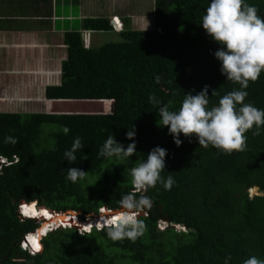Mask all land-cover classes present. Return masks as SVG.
I'll list each match as a JSON object with an SVG mask.
<instances>
[{
	"label": "trees",
	"instance_id": "obj_1",
	"mask_svg": "<svg viewBox=\"0 0 264 264\" xmlns=\"http://www.w3.org/2000/svg\"><path fill=\"white\" fill-rule=\"evenodd\" d=\"M210 2L155 0L154 29L122 30L123 42L98 48H86L79 33L67 35L69 57L63 64L62 85L48 88V98L102 101L111 114L0 113V154L12 162L0 171V264L18 258L27 264H243L251 256L264 260V126L259 136L252 134L255 128L246 133L245 151L228 155L211 145L200 147L195 137L183 134L177 147L168 128L158 124L161 106L171 102L170 110L178 111L185 94L195 95L205 85L209 108L240 89L222 75L214 55L220 45L201 25ZM245 2L264 18V0ZM87 26L95 31L113 29L103 19L89 20ZM245 91V103L264 110V72ZM150 95L161 103H151ZM64 126L70 129L67 135ZM131 129L134 140L126 138ZM111 134L125 148L135 143L136 154L126 159L100 156ZM5 137L18 143H5ZM76 137L83 148L69 164L64 152ZM156 147L167 152L162 177L171 174L175 184L170 191L157 183L147 192H136L130 169L146 161ZM72 167L87 172L86 178L69 181L67 170ZM254 188L260 195L250 196ZM130 192L152 200L151 209L138 217L146 231L135 241H113L106 228L80 233L73 227L49 233L35 256L21 251L24 237L39 228L36 221L20 217L23 200L58 213L78 212L85 222L99 217L104 207L121 210L119 200ZM23 209L28 217L46 213ZM160 221L187 231L160 230Z\"/></svg>",
	"mask_w": 264,
	"mask_h": 264
},
{
	"label": "clouds",
	"instance_id": "obj_2",
	"mask_svg": "<svg viewBox=\"0 0 264 264\" xmlns=\"http://www.w3.org/2000/svg\"><path fill=\"white\" fill-rule=\"evenodd\" d=\"M114 18L116 17L111 19V26L121 25L122 29L116 30L121 32L123 23L118 17L117 21L112 23ZM201 25L206 34L220 45L214 55L221 63L222 75L226 76L227 80L239 84L240 89L228 92L220 98L217 106L209 108L208 86L205 85L203 90L195 95L185 94L178 111L170 110L171 102L161 106L158 110L160 117L158 124L161 125L160 127L168 128L177 147L182 144L179 137L183 134L186 138L195 137L200 147L208 148L211 145L228 155L245 151L246 133L255 128L252 134L259 136L260 129L264 126V110L258 109L251 103H245L248 95L245 89L248 88L249 82L255 83L264 72V18L258 15V9L254 5L247 4L245 0H211L206 14L202 17ZM213 95L215 90L212 92ZM149 101L154 105L161 103L155 95H150ZM62 131L67 135L70 129L64 126ZM126 138L134 140V129L126 133ZM5 143L16 144L18 141L13 137H5ZM82 148L81 138L76 137L71 149L64 152L65 160L69 164H74L77 160L75 153ZM135 154V143H130L125 148L123 144L115 140L112 134L99 150V155L107 158L126 159ZM166 155L165 149L156 147L148 153L146 161L143 160L135 168L130 169L136 191L147 192L149 188L156 187L157 183L161 184L166 191L172 189L175 184L172 175L169 174L166 179L161 175L165 169ZM14 162L17 160L15 159ZM87 174L79 168L72 167L67 170V179L76 183L78 180H84ZM119 204L123 211L107 220L105 226H101L100 229L94 226L89 228V231L83 228V232L90 233L94 228L97 230L106 228L107 237L113 241L125 238L135 241L142 236L146 231V225L138 217L145 209H151V198L147 195H140L137 198L136 192H130L120 198ZM22 208L23 204H20L19 215L22 219L36 220L39 223V228L33 233L48 222L46 218L42 220L26 217ZM38 208L41 207L38 206ZM81 223L86 225L87 222L80 221ZM49 225V232L45 237L57 229H66L55 228V226L51 228V223ZM33 233L24 237L20 247L31 255H37L41 251L36 250L28 242V237ZM230 259L231 256L228 257V260ZM243 264H264V260L251 256L245 259Z\"/></svg>",
	"mask_w": 264,
	"mask_h": 264
},
{
	"label": "crops",
	"instance_id": "obj_3",
	"mask_svg": "<svg viewBox=\"0 0 264 264\" xmlns=\"http://www.w3.org/2000/svg\"><path fill=\"white\" fill-rule=\"evenodd\" d=\"M113 17L123 23V30H151L147 27L155 26V0H0V106L23 104L36 110L30 114L42 115L54 104L72 110L80 101L47 96L48 88L62 85L69 57L66 37L79 33L86 48H98L111 33L121 32L91 30L87 21L103 19L111 25ZM10 264L27 263L18 258Z\"/></svg>",
	"mask_w": 264,
	"mask_h": 264
},
{
	"label": "rangeland",
	"instance_id": "obj_4",
	"mask_svg": "<svg viewBox=\"0 0 264 264\" xmlns=\"http://www.w3.org/2000/svg\"><path fill=\"white\" fill-rule=\"evenodd\" d=\"M147 28L154 29V27H152L151 25H150V27L148 26ZM146 31H149V30H146ZM109 37L110 38L106 39L105 43H111V42L112 43H119V42H123V38L119 34H113V33H111ZM101 102H98V101H95V100L92 101V102L83 101V102L77 103L75 106H73L72 110H69L70 109V106L69 105L59 106V105H55V104L52 105L50 108H48V106H47L46 109H47V111H49L47 113L48 116H52V115L53 116H66L65 113L68 112V111H71L75 115H96V114L106 115V114H111L113 112V110H110V111L107 110V108L105 107V104L104 103H101ZM112 105H113V102H112ZM74 108H75V110H74ZM39 110L41 111V113H44L45 112L44 109H41L40 108ZM10 111H13L14 113H17V114H20V113L26 114L25 112L29 113L28 111H34V112H36V110H32V109L28 108L26 105H23V104L22 105H12V106H9L8 108L7 107L4 108V106H0V113H2V112H10ZM47 129L48 130H51V129H53V127L52 126H48ZM134 188H135V186H134ZM136 192H142V191H136ZM255 195H256V193L254 192V189L250 190V196H255ZM34 208L35 209H39L38 207H34ZM40 209H42V208H40ZM108 212H109V209L106 208V207L100 209V216L98 217V219L99 218H103V217H107L106 215L108 214ZM144 213H145V211L141 212L140 213V216L143 215ZM59 214H65V213H59ZM66 214H67V218H68V216L71 219L74 218V217H77L78 218V212H74V213L67 212ZM94 218H91L89 220H93ZM50 219L51 220L49 221V223H52V222H55L56 220H59V219H56V220H53L52 221L53 218H51V217H50ZM106 220L107 219H104V222ZM34 221H36V220H34ZM87 221H85V222H87ZM56 223H58V222H56ZM56 223H52V225L53 224L55 225ZM71 224H73V223L71 222ZM77 225H80V224H76V225H74V227H76ZM99 225H101V224H99ZM173 226L174 225H171V224H169L166 221L159 222V224H158V227H159L160 230H165L168 227H173ZM84 229H86V227H84ZM176 229H178L179 231H180V229H183L184 232L187 231L186 228L183 227V226H176ZM77 230L80 233H82L81 231H83V228L82 229H77Z\"/></svg>",
	"mask_w": 264,
	"mask_h": 264
},
{
	"label": "bare ground",
	"instance_id": "obj_5",
	"mask_svg": "<svg viewBox=\"0 0 264 264\" xmlns=\"http://www.w3.org/2000/svg\"><path fill=\"white\" fill-rule=\"evenodd\" d=\"M25 206H29V207L35 209L33 206L29 205L28 203H24V204H23V208H24ZM23 208H22V211L24 210ZM35 210H37V209H35ZM42 210H44V212H46L44 216H43V213L40 212V213H33V214L30 215L31 217H29V218H33V219L40 218V219H42V220H45V218H46V219L48 220V222L45 223V224L43 225V227H41L36 233H33V234H31V235L28 237V242H29L31 245H32V240L34 239V240H36V242L39 244V247L41 246V241H42V239L45 238V235L47 234V231H49L48 226H50V225H49V224H50L49 221L51 220L50 217L53 218L52 221H53V220H56V219H59V220H56L55 222H52V223H56V222H58V223H56L55 225L53 224V226H56V225H66V222H64L63 219H64V218H67V215H65V214L54 215V214H52L50 211H48L47 209L42 208ZM23 213H24V211H23ZM117 213H118V212L114 213L113 215H111V214H107V215H111V216H110V217H103V218L109 220V219L115 217V215H116ZM24 215H25V214H24ZM47 215H49V216L47 217ZM72 215H73V214H72ZM25 216H26V215H25ZM26 217H28V216H26ZM68 217H69V216H68ZM103 218L100 220V224H101V225H99V226H105L107 220L104 222V219H103ZM68 219H70L71 222L73 221V218H72V219H71V218H68ZM67 221H68V220H67ZM52 223H51V224H52ZM88 224H90V225L88 226ZM88 224L85 225V227H86L87 230H88L89 228H92V223H88ZM44 229H45L46 231H45ZM38 239H39V240H38ZM32 246H33V245H32ZM33 247H34V246H33ZM34 248H35V247H34Z\"/></svg>",
	"mask_w": 264,
	"mask_h": 264
},
{
	"label": "built area",
	"instance_id": "obj_6",
	"mask_svg": "<svg viewBox=\"0 0 264 264\" xmlns=\"http://www.w3.org/2000/svg\"><path fill=\"white\" fill-rule=\"evenodd\" d=\"M114 21H117V17L112 20V23H114ZM113 28H114V30H119V29H122V26L121 25H116V24L114 25L113 24ZM8 165H10V161L7 158H4L0 154V171H3L4 166H8ZM109 212H112V211L109 210ZM52 214L59 215L57 212H54V213L52 212ZM68 218H64L65 219L64 222H66V225H56L55 228H59L61 226H62V228H71V227H74V225H76V224H80V221H79V219L77 217H74L73 218V221H72L73 224H71V221ZM101 219L102 218H99V219L97 218V219H94V221H91L90 223H92V227L97 226L100 229L101 226H99V224H100V220ZM88 225H90V224H88ZM52 227H53V225L51 224V228ZM86 231H89V230H86ZM81 232L84 233L83 231H81Z\"/></svg>",
	"mask_w": 264,
	"mask_h": 264
},
{
	"label": "water",
	"instance_id": "obj_7",
	"mask_svg": "<svg viewBox=\"0 0 264 264\" xmlns=\"http://www.w3.org/2000/svg\"><path fill=\"white\" fill-rule=\"evenodd\" d=\"M254 192L256 193V195H260V193H259V188H254ZM30 203V202H27L26 200H23L22 202H21V204H23V203ZM33 203V202H32ZM32 203H30V204H32ZM34 203H36V205L38 204V202H34ZM41 208H44V209H47L46 207H41ZM48 211H50L51 213L53 212H55V211H51V210H49V209H47ZM120 211H122V210H117V211H112V212H108V214H111V215H113L114 213H116V212H120ZM58 213V212H57ZM70 213H74V212H70ZM59 214V213H58ZM65 215H67L66 213H65ZM111 215H106L107 217H110ZM140 216V215H139ZM98 217H95L94 219H97ZM93 219V220H94ZM63 220H65V219H63ZM93 220H88L87 221V224L88 223H90V221H93ZM62 227V226H61ZM76 228L77 229H82V228H84V224L83 223H81L80 225H77L76 226ZM173 228H176V226H173ZM49 231H47V233H48ZM179 232H181V233H184V230L183 229H180V231ZM190 236H193V234L192 233H188Z\"/></svg>",
	"mask_w": 264,
	"mask_h": 264
},
{
	"label": "snow or ice",
	"instance_id": "obj_8",
	"mask_svg": "<svg viewBox=\"0 0 264 264\" xmlns=\"http://www.w3.org/2000/svg\"><path fill=\"white\" fill-rule=\"evenodd\" d=\"M33 246L36 248V250H39V244L36 242V240H32Z\"/></svg>",
	"mask_w": 264,
	"mask_h": 264
}]
</instances>
